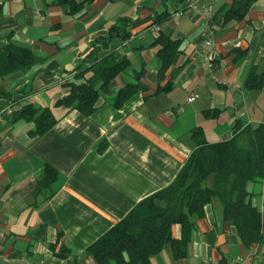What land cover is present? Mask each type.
<instances>
[{
	"label": "crops",
	"instance_id": "obj_1",
	"mask_svg": "<svg viewBox=\"0 0 264 264\" xmlns=\"http://www.w3.org/2000/svg\"><path fill=\"white\" fill-rule=\"evenodd\" d=\"M56 1L0 0V47L13 40L46 58L28 73L0 78V264H73L76 258L97 264L87 248L175 180L196 147L194 128L218 142L233 136L237 122L264 123V83L246 85L251 72L264 75V0L254 1L241 22L226 25L222 14L234 0H76L83 6L78 13ZM161 33L181 42L163 77L155 43ZM93 49L126 54L131 66L93 114L57 105ZM141 68L147 88L116 107L117 90ZM192 93L198 97L189 101ZM27 103L50 107L56 124L33 136L34 122L12 123L13 106ZM214 109L220 112L207 114ZM46 164L60 173L48 200L34 195ZM250 188L264 221V183ZM191 218L196 228L187 256L176 258L169 244L152 264H264V243L245 245L218 200L204 217ZM173 235L180 237V224ZM64 244L72 255L60 258L55 250Z\"/></svg>",
	"mask_w": 264,
	"mask_h": 264
},
{
	"label": "trees",
	"instance_id": "obj_2",
	"mask_svg": "<svg viewBox=\"0 0 264 264\" xmlns=\"http://www.w3.org/2000/svg\"><path fill=\"white\" fill-rule=\"evenodd\" d=\"M256 0H234L223 14V24L241 22ZM58 4H69L72 13H78L82 2L57 0ZM160 15L155 22L159 23ZM212 27H215L212 24ZM9 38L12 33L7 34ZM112 37H106L107 43ZM155 43L160 44L157 54L160 61L159 72L165 71L173 63L179 52L180 40L161 33ZM30 46L10 40L0 47V78L14 71L28 73L33 67L45 61ZM131 66L126 54L112 50L99 55L96 50L81 62L71 80L65 83L67 94L56 101L70 109H77L85 115L93 114L99 99L106 95L115 78ZM145 68L135 70L134 80L119 88L112 98L116 107H121L135 93L145 90L142 81ZM264 75L251 72L247 88H260ZM220 109L207 111L215 115ZM20 119L34 122L30 130L33 136H40L57 122L50 107L33 103L13 106L11 122ZM233 136L218 142H209L202 127H196L192 135L196 147L188 157L175 180L168 186L138 202L120 221L87 248V255L97 264H152V258L164 247L171 245L176 258L186 257L188 245L196 228L192 216L202 218L206 206L218 200L226 221L232 223L245 245L264 243L263 215L254 204L255 193L251 183H264V123L240 124L233 126ZM60 176L59 170L46 164L38 177L35 196L44 195L48 200L54 195L53 184ZM181 225L180 237L173 235V226ZM53 248H56L55 245ZM55 254L60 258L72 255L67 245H62ZM73 264H86L75 259ZM220 264H227L223 259Z\"/></svg>",
	"mask_w": 264,
	"mask_h": 264
},
{
	"label": "built area",
	"instance_id": "obj_3",
	"mask_svg": "<svg viewBox=\"0 0 264 264\" xmlns=\"http://www.w3.org/2000/svg\"><path fill=\"white\" fill-rule=\"evenodd\" d=\"M202 13H203L204 17H206V19H207V18H209L210 15H211V9L206 8L204 11H202ZM180 14H181V13H178L176 16H177V17H180ZM154 29L158 30V27H154ZM210 29L212 30L213 28H210ZM212 42H213V39H212V37H211V38L208 40V43L210 44V43H212ZM205 64L208 65V61H205ZM197 97H198V94H197V93H192V94L189 96V101H194V100L197 99ZM241 262H242V264L245 263L243 260H241V259H237V260H235V261L233 262V264H241Z\"/></svg>",
	"mask_w": 264,
	"mask_h": 264
}]
</instances>
